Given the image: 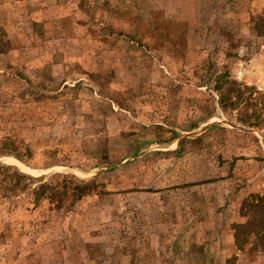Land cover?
I'll use <instances>...</instances> for the list:
<instances>
[{"label": "rangeland", "instance_id": "374dc122", "mask_svg": "<svg viewBox=\"0 0 264 264\" xmlns=\"http://www.w3.org/2000/svg\"><path fill=\"white\" fill-rule=\"evenodd\" d=\"M0 165V264H264V0H0Z\"/></svg>", "mask_w": 264, "mask_h": 264}, {"label": "trees", "instance_id": "16d2710c", "mask_svg": "<svg viewBox=\"0 0 264 264\" xmlns=\"http://www.w3.org/2000/svg\"><path fill=\"white\" fill-rule=\"evenodd\" d=\"M10 173L11 167L0 165V176L3 175L4 188L8 192L18 189L19 186L26 185L27 181L33 180L31 177L18 171L13 174L19 179L13 180ZM47 188L48 185L41 184L33 193L36 197H40ZM76 188L86 191L89 189V185L85 184ZM241 214L245 218V221L233 226L234 243L237 249L243 251L244 246L250 244L256 251L258 249L264 250V193L249 195L242 203Z\"/></svg>", "mask_w": 264, "mask_h": 264}]
</instances>
